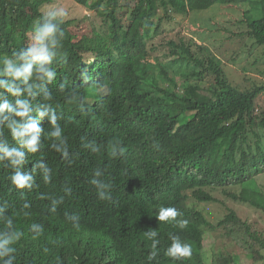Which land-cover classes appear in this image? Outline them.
<instances>
[{"label": "trees", "instance_id": "16d2710c", "mask_svg": "<svg viewBox=\"0 0 264 264\" xmlns=\"http://www.w3.org/2000/svg\"><path fill=\"white\" fill-rule=\"evenodd\" d=\"M73 1L91 12L85 15L90 34L83 29V17L64 18L65 36L53 60L57 75L51 83L42 79L37 62L32 61L33 73L26 83L4 72L0 62V81L22 89L13 95L0 86V102L7 99L16 108L17 100L26 102L40 129L41 147L31 153L22 144L26 137L14 138L8 126L20 117L0 114V207L4 209L0 237L18 230L27 239L33 223L44 229L22 249L23 261L15 264H50L44 260L56 241L50 221L66 218L65 213L79 217V227L66 218L69 231L82 226L97 232L107 249L106 264H255L264 260V185L259 181L264 175V105L258 102L264 97V83L251 79H246L245 86L233 83L217 50L181 32L170 36L162 27L163 19L191 17L192 12L215 4L228 5L239 13L226 10L230 18L214 30L228 35L218 41L248 38L264 46V0ZM51 2L0 0V59L14 60V52L19 54L31 45L33 25L49 11L45 5ZM217 23L222 22L212 21ZM149 54L153 61L147 60ZM29 61H19L17 66ZM47 106L60 117L57 123L67 138V157L51 147L60 141L51 136L54 128L49 117L37 115ZM181 127L187 128L185 135L175 137ZM86 143L98 150L85 147ZM11 148L24 153L22 164L12 165L4 156ZM39 160L50 169L49 183L43 180ZM16 169L33 175L30 190L12 184ZM96 170L102 172L98 179L109 185L110 199L101 200L91 183ZM236 186L238 191L230 189ZM65 188H71V194H65ZM217 190L249 205L256 223L252 225L253 219L241 217L230 207L222 216L209 215L204 203L215 201ZM61 197L54 208L53 201ZM26 202L29 208L23 207ZM167 207L179 214L175 220L159 221L160 209ZM184 220L187 226L181 228L179 222ZM149 229L157 231L159 241L151 260V241L144 235ZM170 235L191 245L190 257L173 259L165 254L172 243ZM217 235L231 237V247L242 243L245 252L234 253L224 244L213 248L208 258L205 240Z\"/></svg>", "mask_w": 264, "mask_h": 264}, {"label": "clouds", "instance_id": "9594fccd", "mask_svg": "<svg viewBox=\"0 0 264 264\" xmlns=\"http://www.w3.org/2000/svg\"><path fill=\"white\" fill-rule=\"evenodd\" d=\"M224 8L225 5H222ZM67 16V11L63 8H54L49 10L42 15L40 20H38L32 29L31 45L26 49H21L19 54L14 52L12 55L15 59H11L8 56L0 59V62L4 64V72L14 78H22L21 83H26L33 73V63L37 62V71L43 73L42 79L51 83L57 73L53 65V60L57 57V49L61 46V41L65 36L61 24L64 22V18ZM30 58V61H29ZM19 61H29L27 63L20 64L17 66ZM0 74H3L0 72ZM0 86H3L5 91L18 95L22 89L15 86L11 82L0 81ZM63 88V85H61ZM27 91L31 94V87L27 88ZM2 95V94H0ZM46 97H50V93H45ZM18 108L12 107L7 99L0 102V114L5 112L9 114H14L20 117V121L12 120L8 125L11 128L13 137L15 138L18 134L21 137H26L23 139V146L27 147L28 151L31 153H36L39 151L41 145L38 143V134L40 129L37 127L35 119L30 115L31 109L28 104L24 101L17 100ZM38 116L43 117L47 115L54 128L51 132V136L57 138L60 144H52L51 147L61 153L64 157L68 155L67 138L63 135V130L57 123L60 117L57 116L56 111L50 106L46 107L45 111L38 112ZM9 117L4 116L7 120ZM27 119V123H21L23 120ZM18 129H22L18 132ZM85 147L91 148L92 151H97L98 149L92 144L86 143ZM112 154H116V147L113 146ZM124 149L121 148L120 152L123 153ZM4 156L8 158L12 165L22 164L25 158L23 152L11 148L4 152ZM37 166L44 170L43 180L45 183L51 181L50 169L44 160H39ZM94 178L91 183L96 186L97 195L101 200L110 199V193L108 191L109 185L100 179H98L102 172L96 170L94 172ZM12 184L19 189H31L34 183V177L31 174H26L20 169H16L11 176ZM71 188H65V194H71ZM63 197L59 200L53 201V206L61 203ZM24 208H29L30 205L26 202L23 205ZM3 207H0V212H3ZM179 214L178 210L174 207L161 208L157 218L159 221L175 220ZM27 215V213H26ZM66 218L74 221L73 225L79 227L78 221L79 217L75 214L65 213ZM65 217H53L50 221V228L52 233L56 236V241L51 245L52 247L46 250L44 255L45 262L50 264H106L107 259V249L103 240L98 236L97 232L92 230V228L82 227L75 230V232L69 231L67 226L70 223ZM188 221H180L179 226L184 228L187 226ZM8 224H11V219L9 218ZM43 226L40 224L33 223L31 225V230L28 234L31 236L27 239L23 238V232L16 230L11 235H4L0 237V264H15L17 260L23 261L19 258V254L22 253V249L26 248L31 244L36 237L43 234ZM146 238L151 241V248L153 251L148 256V260H151L156 255V245L159 243L155 239L158 233L155 229H149L144 232ZM23 238V243L14 247L20 238ZM172 243L166 249V255L172 257L173 259H178L181 257H190L192 254L191 245L188 243H183L178 236L170 235ZM12 244V247L9 245ZM60 262V263H59ZM29 264H33L30 263Z\"/></svg>", "mask_w": 264, "mask_h": 264}, {"label": "rangeland", "instance_id": "374dc122", "mask_svg": "<svg viewBox=\"0 0 264 264\" xmlns=\"http://www.w3.org/2000/svg\"><path fill=\"white\" fill-rule=\"evenodd\" d=\"M134 2V0H130ZM48 10L54 8H63L67 11V17L72 18L76 17H83L82 26L87 33L90 34L89 30V21L86 19L85 15L91 16V12H87L83 8L80 7L79 4L75 3L73 0H52L51 3L45 5ZM228 5H225L227 7ZM234 12V9L224 8L222 5L215 4L211 6L209 9L204 11H194L192 12L191 17L189 16H181L176 15L175 20H166L163 19L162 27L167 29V34L170 36H175L177 33H183V35H191L197 38L198 42L201 45H204L207 49L211 51L217 50L216 54L221 56V60L225 65V71L228 75L230 80L233 83H239L241 86L248 85V81L246 79H251L257 83H264V46H257L255 45L250 39L243 38L241 40L236 41H225L220 43L218 40L223 36L228 35L227 33H223L221 31L216 32V28H219V24L224 23V21L230 18L229 11ZM228 12V13H227ZM238 11H235L237 15ZM233 14V13H232ZM214 17V19L212 18ZM191 18L195 20L192 21ZM209 18L211 21H209ZM235 17L232 16V20ZM98 25L101 24L99 18H94ZM176 20L180 21V23L176 22ZM218 20L222 23H217L215 25L212 24V21ZM196 24H190L194 23ZM182 24V25H181ZM80 27V26H79ZM81 28V27H80ZM215 29V30H214ZM170 38V37H169ZM212 44L216 46L215 49L212 50ZM153 57L151 54L147 55V60L153 61ZM166 63L167 61L163 59ZM175 70H181L182 68H178L177 66L172 67ZM228 70V71H227ZM231 74L235 77V79L231 76ZM169 76L172 78H176L173 72L169 73ZM180 82V79H177ZM258 102L261 105H264V97L261 95L259 97ZM185 131L187 128L181 127L177 132H175V137H179L181 135H185ZM260 183L264 185V175L260 179ZM230 189L239 190V187H231ZM214 195L217 199L210 203H204V208L209 215H219L222 216L224 213L227 212V208H234L238 214L243 218L253 219L252 225L256 223L255 214L252 212V209L249 205L241 203L239 201H234L233 199L227 197L222 190H217L214 192ZM254 214V215H253ZM264 225V222H263ZM208 234V233H207ZM207 237V236H206ZM212 237H216L213 239ZM207 237L205 240L204 247L206 249V256L209 258L214 250L218 248H222L225 244L226 249L229 251H233L235 253L245 252L242 250V243H238L231 247V237H225L221 235ZM255 264H264V260L257 261Z\"/></svg>", "mask_w": 264, "mask_h": 264}]
</instances>
